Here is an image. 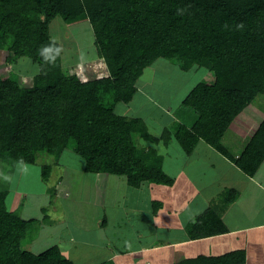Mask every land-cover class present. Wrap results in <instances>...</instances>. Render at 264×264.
<instances>
[{
  "label": "trees",
  "instance_id": "1",
  "mask_svg": "<svg viewBox=\"0 0 264 264\" xmlns=\"http://www.w3.org/2000/svg\"><path fill=\"white\" fill-rule=\"evenodd\" d=\"M58 17L68 24L88 21L105 75L82 80L47 68L61 58L49 33ZM3 37L11 46L9 62L27 56L41 71L30 87H22L15 73L0 77V154L36 144L31 163L39 155L57 161L70 144L84 160V171L123 175L132 187L173 183L155 154L142 153L140 138L166 143L175 133L187 151L201 138L232 157L222 134L257 94H264V0H0ZM158 58L183 68L207 60L215 82L196 87V102L184 122L189 127L191 117L208 131L188 128L178 135L174 123L155 135L140 118L114 111L118 102L132 99L136 80ZM232 158L244 173L256 171L264 159V119ZM224 207L216 203L196 215L187 229L189 239L227 232L219 215ZM37 223L15 215L0 193V264H72L56 245L39 254L21 248ZM178 264H245V251L199 255Z\"/></svg>",
  "mask_w": 264,
  "mask_h": 264
},
{
  "label": "crops",
  "instance_id": "2",
  "mask_svg": "<svg viewBox=\"0 0 264 264\" xmlns=\"http://www.w3.org/2000/svg\"><path fill=\"white\" fill-rule=\"evenodd\" d=\"M129 108L126 105L123 110L127 112ZM263 119L264 94H257L222 134L221 143L229 155L236 158L241 154ZM170 122L161 120L159 126H168ZM192 122L190 117V126ZM148 128L155 135L162 129ZM173 143L163 145L160 141L161 149L157 148L158 142L152 143L155 151L161 153V167L171 177V185L142 182L132 187L123 175L84 171V160L70 150L64 151L63 160L80 170V175L69 168L71 190L63 194L57 190L61 178L55 185L46 186V191L54 192V198L49 196V204L55 212L51 223L46 221L41 228H35L37 236H41L36 237L37 245L47 236L53 237L58 240L54 245L72 264H136L139 259H146V264H168L163 254L177 257L179 245L184 244L192 253L205 256L243 249L245 264H264V159L248 175L232 157L200 138L190 151V163L176 164L180 149ZM13 196L15 204L10 203L9 208L17 211L26 196L24 192ZM178 196L182 201L181 197L180 202L176 200ZM152 202L157 206H152ZM216 203L225 205L219 215L227 232L186 243V223ZM168 218L171 227L163 230ZM178 225L183 226V234L175 239L173 226L178 232ZM163 232L170 237L164 239Z\"/></svg>",
  "mask_w": 264,
  "mask_h": 264
},
{
  "label": "rangeland",
  "instance_id": "3",
  "mask_svg": "<svg viewBox=\"0 0 264 264\" xmlns=\"http://www.w3.org/2000/svg\"><path fill=\"white\" fill-rule=\"evenodd\" d=\"M49 33L52 40L56 42L61 49V58L60 61L58 60L50 63L47 68H61L64 73L75 74L82 80L94 79L98 76L105 75L107 69H105L104 61L97 55L96 46L94 44L95 37L93 35L92 27L87 20L68 24L63 22L59 17L55 18L50 23ZM6 44L7 40L4 37L1 38L0 77L15 73L18 76L19 83L22 87H30L32 85V78L40 73L41 66L36 61L23 55H17L16 57L11 58L10 61L13 62H9L7 57L11 55L12 51L11 46ZM215 79V74L209 67L206 59L197 61L191 64V66L189 65L188 67L183 68L179 66L175 60L158 58L147 66L136 80V92L132 99L127 103L118 102L115 105L116 109L114 107V111L125 117L140 118V122L147 123L148 127L151 129L154 128V131L156 129H163L166 126H159L161 120L166 123L167 121H171L169 123L170 126L171 124L173 125L176 123L177 125L173 126L178 130V135L183 133V131H186L188 128H190V130L202 129L208 131L204 127H198L195 124L196 122H193L192 125L188 127L184 121L188 118L190 113H192V111L190 112V109H192L193 104L196 102L197 97L194 94L196 87H201L202 84L210 86L215 82ZM251 102L244 109L248 108ZM126 105L130 107L127 112L123 110V107L125 108ZM247 113L253 114L251 111H247ZM152 124H154L153 127ZM171 135V140L166 143L161 141V143L167 145L170 141H173L174 147L180 149L178 160L173 156L174 160H176V164H189L190 151H187L182 147L178 140V136H176L175 133H172ZM139 141L143 151L142 153L148 155L155 154L158 160H162V156L160 157L161 153L159 154V152L155 151V147L152 143L151 145L149 141L141 138ZM35 145H32V147L18 148L9 153L0 154V193L4 195L8 207L10 203H12V205L15 204L13 195H20L21 192L25 193L26 199L22 206L17 209V211H11L15 215L25 219H37L38 223L36 226L31 228L29 234L22 240L21 248L27 251L34 248L32 253L39 254L38 252L41 253L58 242V240H55L53 237L50 238V236H47L41 241L38 240L40 241L38 245V242L36 241V237L38 238L41 236H37L39 232L36 231L37 229L35 228H41V226H44L46 224L45 219L52 220L55 212L53 205L49 204V196L54 198V192L51 190L46 191L45 188L46 186L49 188L54 182L56 184L57 180L61 178V185H57V190L61 194H63L65 190L69 192L71 189L69 188L70 184L68 183L70 180V178L68 179L70 173L68 170H70V167L73 168L76 176L80 175V170H77L76 167L72 166L62 158L64 151L66 152L67 150H70L73 152V150L70 149V144L62 150L59 159L57 161L54 160L55 162L52 157L49 156H45L44 159L46 160L43 161L39 155L37 156L39 158L35 159V163H31L34 161L32 156L34 155V152H30V149L37 147ZM158 145L157 148L161 149L160 141L158 142ZM77 167L79 166L77 165ZM70 176L72 177V175ZM104 179L105 177H103V180ZM179 197L181 196L176 197V200L180 202ZM43 206L44 208H42ZM39 211H41V213H39ZM192 220H189L185 226V232L187 235L186 243L191 240L188 237L187 229L192 224ZM162 227L163 230H165L166 227H171L169 218L167 224L163 223ZM174 229L175 226H173L172 237L175 239L178 237L180 238L183 234V226L178 225V232L174 231ZM163 235L164 239L170 237V235H166L165 232H163ZM168 248L164 249L166 253ZM191 250L192 249H190L188 245H179L177 257L175 255L171 258L170 254H163V258L165 257L167 259L166 262H168V264H178L184 262L186 259H192L196 256L202 255L194 252L192 253ZM145 260L146 259H139L136 264H146Z\"/></svg>",
  "mask_w": 264,
  "mask_h": 264
}]
</instances>
